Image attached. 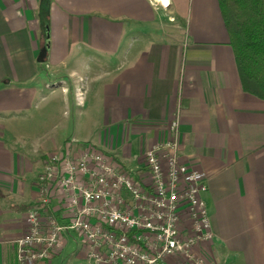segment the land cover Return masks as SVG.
<instances>
[{"label":"crops","instance_id":"1","mask_svg":"<svg viewBox=\"0 0 264 264\" xmlns=\"http://www.w3.org/2000/svg\"><path fill=\"white\" fill-rule=\"evenodd\" d=\"M44 79L76 119L30 161L3 142L1 117ZM175 118L180 161L206 175L207 264H264V102L242 91L217 0H0V264H17L49 156L91 145L138 172Z\"/></svg>","mask_w":264,"mask_h":264},{"label":"built area","instance_id":"2","mask_svg":"<svg viewBox=\"0 0 264 264\" xmlns=\"http://www.w3.org/2000/svg\"><path fill=\"white\" fill-rule=\"evenodd\" d=\"M179 120L126 171L91 145L48 157L15 241L17 264H48L73 236L78 264H207L206 175L180 161ZM56 200L59 217L49 214Z\"/></svg>","mask_w":264,"mask_h":264},{"label":"rangeland","instance_id":"3","mask_svg":"<svg viewBox=\"0 0 264 264\" xmlns=\"http://www.w3.org/2000/svg\"><path fill=\"white\" fill-rule=\"evenodd\" d=\"M47 82L48 80L44 79L40 83L30 107L24 110H9L1 117L3 142L30 161L41 154L43 146L49 144L51 138L54 140L64 132L70 137L71 128L74 126L71 127V124L67 123L65 131V122L72 118L71 109L66 102L71 100L65 98L59 89H52V93L51 89L45 88ZM78 248L79 245L77 247L70 239L52 264H75Z\"/></svg>","mask_w":264,"mask_h":264},{"label":"trees","instance_id":"4","mask_svg":"<svg viewBox=\"0 0 264 264\" xmlns=\"http://www.w3.org/2000/svg\"><path fill=\"white\" fill-rule=\"evenodd\" d=\"M217 2L242 91L264 102V0ZM43 5L41 14L47 24Z\"/></svg>","mask_w":264,"mask_h":264},{"label":"water","instance_id":"5","mask_svg":"<svg viewBox=\"0 0 264 264\" xmlns=\"http://www.w3.org/2000/svg\"><path fill=\"white\" fill-rule=\"evenodd\" d=\"M46 31H47V27H46ZM47 44L45 45V47L44 48H42L41 49V51H40V53H39V55H38V58H37V61L39 62V63H42L43 61H44V58H45V56H46V50H47Z\"/></svg>","mask_w":264,"mask_h":264},{"label":"bare ground","instance_id":"6","mask_svg":"<svg viewBox=\"0 0 264 264\" xmlns=\"http://www.w3.org/2000/svg\"><path fill=\"white\" fill-rule=\"evenodd\" d=\"M163 2H165L166 0H162Z\"/></svg>","mask_w":264,"mask_h":264}]
</instances>
